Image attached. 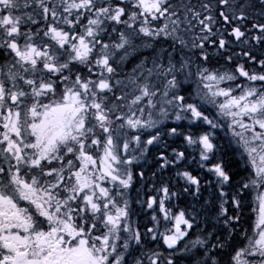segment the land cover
Wrapping results in <instances>:
<instances>
[{"label": "snow or ice", "instance_id": "1", "mask_svg": "<svg viewBox=\"0 0 264 264\" xmlns=\"http://www.w3.org/2000/svg\"><path fill=\"white\" fill-rule=\"evenodd\" d=\"M0 264H264V0H0Z\"/></svg>", "mask_w": 264, "mask_h": 264}]
</instances>
